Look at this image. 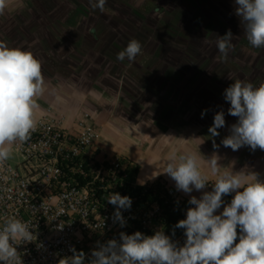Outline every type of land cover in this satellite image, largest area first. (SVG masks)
I'll use <instances>...</instances> for the list:
<instances>
[{
	"label": "clouds",
	"instance_id": "obj_1",
	"mask_svg": "<svg viewBox=\"0 0 264 264\" xmlns=\"http://www.w3.org/2000/svg\"><path fill=\"white\" fill-rule=\"evenodd\" d=\"M89 3L93 9L103 11L106 0H89ZM234 4L248 43L253 48H264V0H234ZM5 7L6 0H0V14ZM232 40L230 30L217 36L216 47L222 62L234 50ZM141 49L140 42L132 39L117 54V59L133 62ZM44 91L41 62L30 51L0 41V165L10 158L12 145L30 138L36 126V98ZM223 97L230 104L228 114L237 121L220 143L233 151L244 146L252 151L257 148L264 151V78L259 84L236 79L224 90ZM206 111L201 112L202 118ZM224 126V111L220 110L215 113L208 132L216 137L217 129ZM213 148H219L214 141ZM222 159L216 152L205 158L199 152L174 151L158 173L167 174L176 189L185 194L202 191L209 184L201 162L207 164L214 177L212 190L203 191L199 199L190 196L188 203L193 207L174 225V229L184 230L186 239L182 246L163 230H156L150 236L139 231L132 234L122 231L118 239L97 241L87 258L83 251L70 247L72 255L59 258L58 264H264V181L254 171H233V165L220 163ZM230 194L234 195L225 204L222 197ZM107 201L115 206L113 223L125 227L127 221L121 210L131 208V198L111 193ZM222 205V212L216 214ZM36 238L29 223L14 215L0 217V264H23L17 246L34 242Z\"/></svg>",
	"mask_w": 264,
	"mask_h": 264
},
{
	"label": "rangeland",
	"instance_id": "obj_2",
	"mask_svg": "<svg viewBox=\"0 0 264 264\" xmlns=\"http://www.w3.org/2000/svg\"><path fill=\"white\" fill-rule=\"evenodd\" d=\"M9 2L11 17L44 20L43 27L38 28L43 29L44 51L52 47L53 57L57 52L61 61L68 55L76 63L82 56L87 58L88 63L74 71L76 75L62 73L65 77L74 76L78 81L85 74L92 83L99 85L106 82L101 71L109 63V58L102 50L107 49L109 56L124 50L130 40H138L142 49L133 62L127 58L123 61L116 58L114 66L109 63L111 73H116L110 74L111 83L135 85L133 92L141 97L137 102L139 112L144 111L142 108L147 96L157 95L159 99H156L160 101L163 94L168 105L181 109L180 112L186 113L188 119L200 128L202 138L201 144L196 146V153L202 152L206 158L216 152L223 158L220 161L222 165H233V171H254L259 174L258 179L264 181V151L259 148L252 151L248 146L233 151L220 143L229 135L230 126L237 121L236 117L228 114L230 104L224 100V90L236 79L259 84L264 78V48H253L246 40L243 25L235 15L234 0H106L103 11L93 9L89 0ZM228 30L233 35L234 50L222 62L216 39ZM73 40L75 52L71 51ZM103 89L97 88L96 92ZM111 92L114 91L106 93V101L116 119L122 118L126 112H133L125 104L123 109L121 105L116 109L109 99ZM123 92L130 96L126 88ZM162 105L155 104L154 109L151 107L152 110L148 109L145 113L161 114ZM203 110L207 111L202 118ZM220 110L224 111L225 126L217 129L218 136L212 137L208 129L215 113ZM213 141L219 145L218 149L213 148ZM116 157L123 161L126 169L122 156ZM8 160H15L13 153ZM213 182L209 178L206 188L212 190ZM233 195L222 197L225 204L230 203ZM170 199L184 211L186 217V210L192 207L189 200L178 197L174 191ZM222 210L223 205L216 214Z\"/></svg>",
	"mask_w": 264,
	"mask_h": 264
},
{
	"label": "built area",
	"instance_id": "obj_3",
	"mask_svg": "<svg viewBox=\"0 0 264 264\" xmlns=\"http://www.w3.org/2000/svg\"><path fill=\"white\" fill-rule=\"evenodd\" d=\"M35 120L30 138L12 145L15 160L0 165V217L14 215L29 223L37 237L17 246L23 264H58L59 258L72 255L70 247L87 258L97 241L118 239L122 231L150 236L163 230L183 245L184 230L172 235L174 228L157 202L138 203L136 193H123L128 176L124 163L98 158L88 113L74 130L46 116ZM111 193L131 198V208L121 210L127 221L123 228L113 223L115 206L107 201Z\"/></svg>",
	"mask_w": 264,
	"mask_h": 264
},
{
	"label": "crops",
	"instance_id": "obj_4",
	"mask_svg": "<svg viewBox=\"0 0 264 264\" xmlns=\"http://www.w3.org/2000/svg\"><path fill=\"white\" fill-rule=\"evenodd\" d=\"M9 3V0H6L5 10L0 14V41L6 42L9 47L30 51L41 62L45 91L36 98L38 107L35 110V119L46 116L60 121L64 128L74 130L78 126L79 118L88 113L89 122L96 133L94 147L98 149V157L110 160L121 155L126 162L127 175L134 185L150 184L160 179L163 186L168 189L171 187L178 197L187 200L192 195L199 199L203 191H211L205 188L202 191L193 190L192 193L185 194L176 189L175 182L167 174H158L163 170V163L172 152L190 151L195 154L197 144L198 146L201 144L200 128L188 119L186 113L180 112L181 109L176 110V106L168 105L169 102L163 94L160 101L157 100L159 99L157 95L147 96L145 106L142 108L145 113L151 107L154 109L155 104L161 103L164 106L161 114L139 112L137 102L141 97L133 92L135 85L126 82L111 83L110 74H116L111 73V65L114 66L113 60L117 58L118 53L114 52L108 56L107 49L102 51L104 56L109 58L107 60L111 65L108 63V67L101 71L106 82L99 85L92 83L90 77L87 78L85 74L81 75L79 81L74 76L65 77L62 73L76 75L74 71L85 66L88 63L87 58L82 56L78 60L79 63H76L71 61L72 56L68 55L61 61L57 52L53 57L52 47L44 51V39L41 34L43 29H38L43 27L44 20L11 17L12 9L9 8ZM54 25L59 26L57 23ZM74 46L73 40L71 42L73 52ZM100 87L104 88L103 91L96 92ZM123 88L129 91L130 96L123 94ZM110 91H114L111 92L109 99L111 104H115L116 109L120 105L123 109L125 104L133 112H126L125 115H121L123 119L120 117L116 119V114L109 110L106 101L108 99L106 93ZM200 154L203 156L202 152ZM201 167L202 171L214 180L207 164L201 162Z\"/></svg>",
	"mask_w": 264,
	"mask_h": 264
},
{
	"label": "trees",
	"instance_id": "obj_5",
	"mask_svg": "<svg viewBox=\"0 0 264 264\" xmlns=\"http://www.w3.org/2000/svg\"><path fill=\"white\" fill-rule=\"evenodd\" d=\"M126 184H124L121 189L124 194L136 193L137 202L143 203L144 201L148 202H157L160 205L162 213H165L169 224L174 228V225L182 219L184 211L171 202L170 196L163 186L160 183V179L156 180L150 184L135 185L134 187L129 184L133 183L132 179L127 176ZM164 194V197L161 194ZM183 229L175 228L174 231L180 232ZM239 234V229H237Z\"/></svg>",
	"mask_w": 264,
	"mask_h": 264
}]
</instances>
